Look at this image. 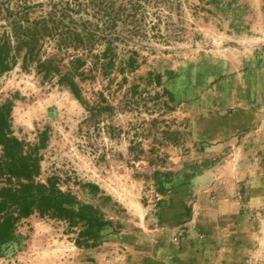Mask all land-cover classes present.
Masks as SVG:
<instances>
[{
  "label": "rangeland",
  "instance_id": "obj_1",
  "mask_svg": "<svg viewBox=\"0 0 264 264\" xmlns=\"http://www.w3.org/2000/svg\"><path fill=\"white\" fill-rule=\"evenodd\" d=\"M49 13L39 56L83 60L79 97L17 53L0 105L34 181L110 224L77 246L81 226L33 211L0 264H264V0H0V36Z\"/></svg>",
  "mask_w": 264,
  "mask_h": 264
},
{
  "label": "trees",
  "instance_id": "obj_2",
  "mask_svg": "<svg viewBox=\"0 0 264 264\" xmlns=\"http://www.w3.org/2000/svg\"><path fill=\"white\" fill-rule=\"evenodd\" d=\"M53 14L46 17L30 19L27 17L23 26L13 25L14 37L20 40L19 45L12 46L11 36L6 32L0 36V74L9 70L15 63V54H22V66L27 68L35 64L43 75L57 76L58 83H65L71 92L78 98L79 89L75 77L85 76L86 73L79 69L82 63L80 57H73L65 65H55V55L45 59L40 58L35 44L39 30L48 31L49 23L53 24ZM81 27L74 28L75 39L80 37ZM106 50L103 51L104 54ZM94 68L101 69L105 74L103 65L94 64ZM11 108L8 104L0 105V173L15 178L16 183L0 187V247L15 241V226L17 222L29 216L33 211L40 215L63 219L70 226H81L75 239L77 246L89 247L96 243L99 231L110 224L104 219L103 214L92 204L82 203L71 193L59 189H52L44 184L34 181L39 172V158L37 149L25 151L26 143L16 137L11 131L9 121ZM49 184L50 179L47 180Z\"/></svg>",
  "mask_w": 264,
  "mask_h": 264
},
{
  "label": "crops",
  "instance_id": "obj_3",
  "mask_svg": "<svg viewBox=\"0 0 264 264\" xmlns=\"http://www.w3.org/2000/svg\"><path fill=\"white\" fill-rule=\"evenodd\" d=\"M201 195H199V197L195 198L194 201H193V208H194V215L191 217L190 220L192 219H197L199 221V218L201 217H205L207 214V216L211 215V210H212V206L211 204H207L205 207L208 208V209H204V211L202 210L201 208ZM26 218H22L19 222H22V220H25ZM27 220V219H26ZM188 224V222H187ZM190 224V223H189ZM140 259H144V256L143 257H140Z\"/></svg>",
  "mask_w": 264,
  "mask_h": 264
}]
</instances>
